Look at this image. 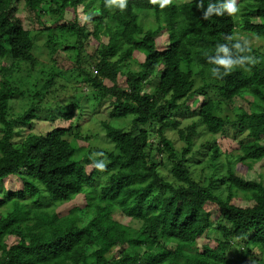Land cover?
Here are the masks:
<instances>
[{
	"label": "trees",
	"instance_id": "16d2710c",
	"mask_svg": "<svg viewBox=\"0 0 264 264\" xmlns=\"http://www.w3.org/2000/svg\"><path fill=\"white\" fill-rule=\"evenodd\" d=\"M236 2L240 20L222 7L228 0H170L163 7L160 0H127L124 10L107 0H0V59L12 61L11 68H0V264H264V180H249L237 170V163L264 168V53L238 35L264 40V0ZM21 3L39 23L50 17L58 24L43 30L76 38L70 48L76 61L68 70L94 102L110 101L114 120L132 118L128 130L103 123L112 145L106 160L98 163L84 151L87 141L79 133L69 142L71 127L24 135L39 118L40 103L10 116L9 103L21 92L9 75L33 61L35 49L19 18ZM79 7L91 30L77 19L65 22L66 11ZM102 36L107 44L84 61V43ZM220 48L233 60L250 55L256 62L223 75L222 66L209 62L224 57ZM60 74H51L44 94L36 91L39 102L63 87L55 80ZM194 98L203 99L191 113L197 122L185 129L174 116L191 111ZM78 108L73 103L70 113H58L70 124L76 117L79 129ZM46 113L52 119L56 112ZM198 126L238 143L240 155L234 161L228 155L218 186L217 172L206 177L201 170L197 178L191 168ZM168 131L185 143L181 153ZM211 145L216 162L220 149L216 140ZM166 168L169 178L161 173ZM9 177L21 186L6 190ZM221 187L225 198L217 192ZM236 198L244 205H236ZM73 201L77 206L57 212ZM211 207L220 221L213 220ZM119 213L139 227L118 221ZM200 240L207 242L199 248Z\"/></svg>",
	"mask_w": 264,
	"mask_h": 264
},
{
	"label": "rangeland",
	"instance_id": "374dc122",
	"mask_svg": "<svg viewBox=\"0 0 264 264\" xmlns=\"http://www.w3.org/2000/svg\"><path fill=\"white\" fill-rule=\"evenodd\" d=\"M19 8V18L22 21L25 29L30 30L34 36L35 49L33 52V61H31L26 66L23 65L21 69L13 67V71L10 73V82L14 87H17L21 94L16 95L9 103V114L13 119H16L26 113L32 105L39 104L42 106L39 109V118L33 121L32 128H25L24 135L28 134L31 130L34 134L43 135L46 134L56 127L70 128V132L67 135V140L73 142L74 136L80 134V138L86 139V146L84 151L92 152V158L96 162H101L106 160L110 151H112V145L107 141L105 137V130L103 123H108L111 126L120 128L123 130H128L131 127L132 118L114 120L112 116V105L110 101L103 103L94 102V97L91 96L90 92L86 90L84 84H80V79H77L72 71L68 70L69 66L76 61V51L70 49L72 46L76 45V38L65 33H60L57 31L48 32L43 30L44 27H50L53 29L56 25L54 24L53 19L43 18V24L36 21L34 17H31V14L28 12L24 4H20ZM238 11L234 14L236 18L241 19L240 11L241 5L237 3ZM75 19L83 25L86 24L88 29H92V25L86 22V13L83 7H79L77 10L69 9L66 11L64 20L65 22H72ZM255 22V21H254ZM241 24V22H240ZM40 30L42 32L40 33ZM241 37V40L245 41L247 44H251L253 48L264 53V40L257 39V37H252L249 34H238ZM52 38V39H51ZM165 40V36H163ZM108 39L104 36L100 37V41L90 38L87 42L84 43L82 49L83 60L88 62V59L93 56L97 51L100 44H107ZM57 50V52L53 51ZM134 58L138 61L143 62V57L140 55H134ZM11 60H1L0 59V68L5 66L11 68ZM132 71H137L138 66L132 64ZM60 72L61 74L55 78L57 80L58 86H63L58 89L52 95H47L46 100L42 99V102H39V99L34 97L36 91H41L42 94L45 93L46 88L48 87L47 82L53 79L52 73ZM125 78L121 77L118 80L120 86H124ZM203 84L200 83V86ZM57 86V87H58ZM209 96L214 98L216 93L212 90L207 91ZM23 93V94H22ZM44 100V101H43ZM190 102L191 111L183 110L181 113L174 116L175 119L181 121L183 128H188L192 123L197 122V119L192 116V112L202 103V98H194ZM73 103H77L79 108L75 110V115L80 117L79 129L75 119H73L71 124L68 121H65L63 117L59 114V110H66L67 113L71 112V106ZM54 111V117L52 119L50 116H47V111ZM59 112V113H58ZM150 131L154 132L152 129ZM197 132L199 133L198 137L195 138L193 152L189 156L190 165L193 171L200 175L201 170H204V175L206 177H212V174L217 172L215 177V185L218 186L219 178L218 176H224L227 172L228 164V155L233 157V161L238 155V143L232 138V136H211L209 135L204 128L198 126ZM168 138L172 140L175 145V148L178 152L181 153L185 143L180 141L178 134L174 131H168L166 133ZM216 140V143L220 149V155L216 162L211 160L213 157V149L211 143ZM209 142V143H208ZM78 145V142L76 143ZM237 163V162H236ZM261 165H254L250 170L245 168L241 163H237V170L249 180H257L262 178L264 180V168L260 167ZM93 166H90L88 169L91 170ZM161 173L164 176H167V168L163 169ZM168 177V176H167ZM169 178V177H168ZM21 186L20 182L13 177H9L5 180L4 187L6 190H15ZM222 193V197L225 198L227 192L223 187L219 188L217 191ZM79 201V199H77ZM235 204L243 206L244 204L239 198L235 199ZM77 206V201L70 202L59 206L56 210L59 213H64L69 211V209ZM212 211V216L214 221H220V214L218 213L216 207L210 208ZM115 218L121 223L131 226L132 228H138L139 224L129 219L123 217L120 213L115 216ZM224 225V223H222ZM213 238V235H210ZM206 240L199 241V248L202 244H206ZM13 242L8 241V244ZM240 250V247L234 248L231 253L236 254Z\"/></svg>",
	"mask_w": 264,
	"mask_h": 264
},
{
	"label": "clouds",
	"instance_id": "9594fccd",
	"mask_svg": "<svg viewBox=\"0 0 264 264\" xmlns=\"http://www.w3.org/2000/svg\"><path fill=\"white\" fill-rule=\"evenodd\" d=\"M149 2L154 4L157 2V0H149ZM160 2H161V7H163L164 5L168 4L170 0H160ZM107 5L108 6L117 5L121 10H124L127 7V0H107ZM199 6L202 8V4H200ZM222 7L227 10L229 15H234L238 11L236 0H228V3H226ZM212 11L213 9L210 7L209 11L204 14V19H208L211 16ZM218 14L223 15V12L220 11ZM235 47L240 51L244 50L240 47V44H236ZM218 50L224 52L225 54L224 57L215 59L214 61L209 59V62L214 65L222 66L225 70L223 75L229 74L237 66L242 67L245 64H254L256 62L255 58L250 55L247 57H243L239 60H233L227 48H220ZM248 51L249 52L251 51L250 47H248ZM211 71L214 77H218L217 67H213ZM101 170H103V168H101Z\"/></svg>",
	"mask_w": 264,
	"mask_h": 264
}]
</instances>
